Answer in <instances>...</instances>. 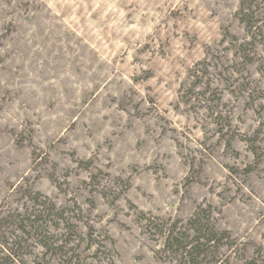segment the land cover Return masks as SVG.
Listing matches in <instances>:
<instances>
[{"label":"rangeland","instance_id":"obj_1","mask_svg":"<svg viewBox=\"0 0 264 264\" xmlns=\"http://www.w3.org/2000/svg\"><path fill=\"white\" fill-rule=\"evenodd\" d=\"M0 264H264V0H0Z\"/></svg>","mask_w":264,"mask_h":264}]
</instances>
